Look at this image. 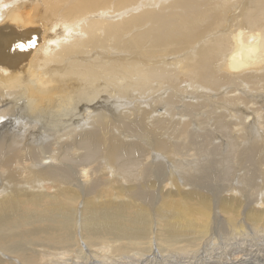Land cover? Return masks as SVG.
Returning a JSON list of instances; mask_svg holds the SVG:
<instances>
[{"label": "bare ground", "instance_id": "obj_1", "mask_svg": "<svg viewBox=\"0 0 264 264\" xmlns=\"http://www.w3.org/2000/svg\"><path fill=\"white\" fill-rule=\"evenodd\" d=\"M0 136V264L195 257L217 227L245 247L264 233V0H0ZM249 252L231 256L264 264Z\"/></svg>", "mask_w": 264, "mask_h": 264}, {"label": "rangeland", "instance_id": "obj_2", "mask_svg": "<svg viewBox=\"0 0 264 264\" xmlns=\"http://www.w3.org/2000/svg\"><path fill=\"white\" fill-rule=\"evenodd\" d=\"M1 138H5L4 136H0ZM263 194V191L261 190V192H260V195H262ZM259 195V196H260ZM217 231H216V230ZM215 229H213L214 230V232H215V238L217 239L216 240V245L217 246H220L221 245V249L220 250H222V249H224L225 251H226V253H225V255H226V257H228L227 259H226V257H221V262L219 261V262H217V260H215L216 259V257H217V254H218V252L220 251L219 249H216L215 247H214V249H216L215 251H214V253H205V255H203V254H201V255H199V256H195V257H191V256H189V255H178V254H176V253H165V252H160V251H157V250H153V251H151L150 253H148V254H146V255H143V256H141L139 259L140 260H137L136 258H130V259H128V260H126L125 259V261H124V259L122 260L121 258V260L119 261V257H117V256H115V257H117V258H115L114 259V256H109L108 257V255L107 254H105L104 256H96V255H94L92 252H87V251H84V252H82V253H77L74 257H69V256H67L66 258H63L64 260H57V262H55V263H57V264H121V262L123 263V264H137L138 263V261H139V263L138 264H161V263H163V264H171V262H172V264H175L174 263V261L176 262V264H181V262L183 263V264H188V261H190L189 262V264H203V263H205V264H240L235 258L236 257H232V256H234L233 254H235L236 256H237V258L238 259H243V257L245 258L246 257V255H244V254H247L249 251V253H250V255H251V257H255L256 259H259L262 255L260 254V253H263L264 252V233H263V236H260V238H258V239H256V240H253V241H250V240H248L247 242H245V247H244V244H243V247H242V244L240 245V241H241V243H244V240H243V236L241 235V238H240V234H238L237 236H233L232 234L231 235H229L230 233L227 231V229L226 228H219V227H217V228H215ZM226 230V231H225ZM226 232H228V233H226ZM222 233V234H221ZM219 236H218V235ZM221 235H222V237L223 236H225V237H223V238H221ZM232 237V238H231ZM235 237H236V239H235ZM240 239V241H238ZM244 239H246L245 237H244ZM247 239H251V238H247ZM243 240V241H242ZM237 241H238V243H237ZM260 241V242H259ZM226 242V243H225ZM250 242H251V244H250ZM263 242V243H262ZM218 243H221V244H218ZM229 243V244H228ZM230 243H232V244H230ZM236 244V245H235ZM248 244V245H247ZM224 245H225V247H224ZM227 245V246H226ZM235 246V247H234ZM246 246H248V247H246ZM255 248H254V247ZM236 247H237V249H236ZM250 247H251V249H252V251H253V253H255V254H253L252 252H251V249H250ZM259 247H260V249H259ZM258 248V249H257ZM233 249V250H232ZM250 249V250H249ZM262 249V250H261ZM231 250V251H230ZM255 250V251H254ZM243 251V252H242ZM257 252H259V253H257ZM217 253V254H216ZM237 253H239V254H237ZM256 253H257V257H256ZM164 254V255H163ZM169 254V255H168ZM207 254H209V256L207 255ZM215 256H214V255ZM107 255V256H106ZM228 255V256H227ZM232 255V256H231ZM242 255H244V256H242ZM80 256V257H79ZM94 256H96V257H94ZM149 256V257H148ZM180 256V257H179ZM231 256V257H230ZM239 256H241V257H239ZM99 257V258H98ZM106 257H108V258H106ZM113 257V258H112ZM145 257V258H144ZM147 257V258H146ZM170 258V260H169V258ZM179 259H178V258ZM201 257V258H200ZM72 258V259H71ZM89 258V259H88ZM103 258H105V259H103ZM161 258H163V259H161ZM175 258V259H174ZM218 258V257H217ZM232 258V259H231ZM110 259H113V260H110ZM143 259V260H142ZM151 259H152V261H151ZM167 259V260H166ZM183 259V260H182ZM240 259V260H241ZM66 260H68V261H66ZM93 260V261H92ZM96 260V261H95ZM117 260V261H116ZM142 260V262H140ZM146 260V261H145ZM182 260V261H181ZM225 260V261H224ZM229 260V261H228ZM66 261V262H65ZM79 261H81V262H79ZM113 261V262H112ZM117 263H116V262ZM166 261H168V262H166ZM202 261H204V262H202ZM233 261V262H232ZM264 261V260H263ZM60 262V263H59ZM62 262H64V263H62ZM70 262V263H69ZM72 262V263H71ZM79 262V263H78ZM83 262V263H82ZM85 262V263H84ZM129 262H131V263H129ZM153 262H155V263H153ZM185 262V263H184ZM198 262V263H197ZM54 263V264H55ZM48 264V263H47ZM49 264H53V263H49Z\"/></svg>", "mask_w": 264, "mask_h": 264}]
</instances>
